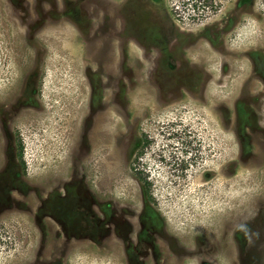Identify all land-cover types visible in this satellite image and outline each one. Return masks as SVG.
<instances>
[{
	"label": "rangeland",
	"instance_id": "obj_1",
	"mask_svg": "<svg viewBox=\"0 0 264 264\" xmlns=\"http://www.w3.org/2000/svg\"><path fill=\"white\" fill-rule=\"evenodd\" d=\"M179 1L0 0V264H264V0Z\"/></svg>",
	"mask_w": 264,
	"mask_h": 264
},
{
	"label": "trees",
	"instance_id": "obj_2",
	"mask_svg": "<svg viewBox=\"0 0 264 264\" xmlns=\"http://www.w3.org/2000/svg\"><path fill=\"white\" fill-rule=\"evenodd\" d=\"M224 0H180V6L176 9V14L178 15L181 11L186 12L188 10L190 16L193 19H201L202 17L208 16L209 13H216L219 10V6ZM180 10V11H179ZM142 148H146L149 145V139L146 133L142 135ZM18 149H19V156L21 159L23 158V143L21 138H18ZM143 152V151H142ZM141 152V153H142ZM144 185L147 186L146 192L148 193L149 184L148 182L141 177Z\"/></svg>",
	"mask_w": 264,
	"mask_h": 264
}]
</instances>
